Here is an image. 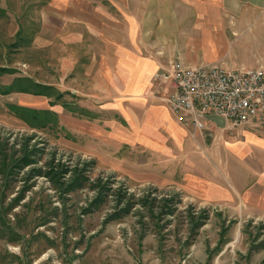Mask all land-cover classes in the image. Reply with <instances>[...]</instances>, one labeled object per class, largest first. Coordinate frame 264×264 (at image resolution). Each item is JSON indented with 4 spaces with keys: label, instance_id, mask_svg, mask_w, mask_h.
<instances>
[{
    "label": "rangeland",
    "instance_id": "374dc122",
    "mask_svg": "<svg viewBox=\"0 0 264 264\" xmlns=\"http://www.w3.org/2000/svg\"><path fill=\"white\" fill-rule=\"evenodd\" d=\"M44 1L0 0V264H264V200L235 194L212 137L167 158L77 130L83 83L22 37Z\"/></svg>",
    "mask_w": 264,
    "mask_h": 264
},
{
    "label": "crops",
    "instance_id": "0c3cea01",
    "mask_svg": "<svg viewBox=\"0 0 264 264\" xmlns=\"http://www.w3.org/2000/svg\"><path fill=\"white\" fill-rule=\"evenodd\" d=\"M35 10L36 19L20 21L32 30L22 37L49 48L57 71L75 72V87L83 83L90 105L73 122L90 142L136 143L167 158L188 150L204 159V138L212 137V157L225 165L235 194L247 188L264 200V127L214 120L201 130L185 127L165 101L168 82L154 77L176 60L264 69V0H46Z\"/></svg>",
    "mask_w": 264,
    "mask_h": 264
},
{
    "label": "built area",
    "instance_id": "2783aa9c",
    "mask_svg": "<svg viewBox=\"0 0 264 264\" xmlns=\"http://www.w3.org/2000/svg\"><path fill=\"white\" fill-rule=\"evenodd\" d=\"M168 82L165 101L175 120L185 127L201 130L204 116L225 119L231 128L264 127V69L227 70L206 63L186 65L174 61L171 68L154 75Z\"/></svg>",
    "mask_w": 264,
    "mask_h": 264
},
{
    "label": "water",
    "instance_id": "95a60500",
    "mask_svg": "<svg viewBox=\"0 0 264 264\" xmlns=\"http://www.w3.org/2000/svg\"><path fill=\"white\" fill-rule=\"evenodd\" d=\"M206 120H214L216 121L217 125L220 126V127H223L225 125V119L223 118H220L216 115H213V114H208V116H204Z\"/></svg>",
    "mask_w": 264,
    "mask_h": 264
},
{
    "label": "bare ground",
    "instance_id": "6f19581e",
    "mask_svg": "<svg viewBox=\"0 0 264 264\" xmlns=\"http://www.w3.org/2000/svg\"><path fill=\"white\" fill-rule=\"evenodd\" d=\"M222 69H224V68H222Z\"/></svg>",
    "mask_w": 264,
    "mask_h": 264
}]
</instances>
